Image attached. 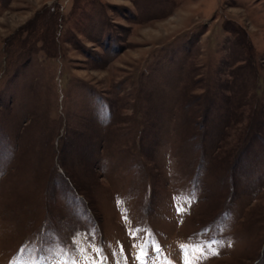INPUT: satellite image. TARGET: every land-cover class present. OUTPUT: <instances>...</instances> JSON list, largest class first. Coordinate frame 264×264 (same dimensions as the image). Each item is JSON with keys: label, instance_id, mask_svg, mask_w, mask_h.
Wrapping results in <instances>:
<instances>
[{"label": "rangeland", "instance_id": "obj_1", "mask_svg": "<svg viewBox=\"0 0 264 264\" xmlns=\"http://www.w3.org/2000/svg\"><path fill=\"white\" fill-rule=\"evenodd\" d=\"M145 245L264 264V0H0V264Z\"/></svg>", "mask_w": 264, "mask_h": 264}, {"label": "snow or ice", "instance_id": "obj_2", "mask_svg": "<svg viewBox=\"0 0 264 264\" xmlns=\"http://www.w3.org/2000/svg\"><path fill=\"white\" fill-rule=\"evenodd\" d=\"M120 203L121 202L118 201V205ZM177 211L178 212H183V211H185V209L184 208H178ZM136 231H139V230L137 229V230L133 231V233H132L133 236H135ZM134 247H135V245H134ZM181 247L182 248H186L188 246L182 245ZM97 251L100 252V251H102V249H99L98 248ZM121 251H123V249H121ZM156 251H159V249L157 248ZM141 253H138L137 254L136 260L139 261V264H148V261L146 260V257H147L146 245H145V248H142L141 249ZM65 255H66V253H65ZM212 255H219V252L216 251V250H213ZM200 258L201 259H207V256L201 254V257ZM105 259H107V258L105 257ZM35 264H39V261H36ZM53 264H60V262L59 261H55V262H53ZM63 264H68V262L67 261H64ZM71 264H76V261L75 260H71ZM85 264H88V262L85 261ZM101 264H103V261H101ZM184 264H191V261L185 260L184 261Z\"/></svg>", "mask_w": 264, "mask_h": 264}]
</instances>
